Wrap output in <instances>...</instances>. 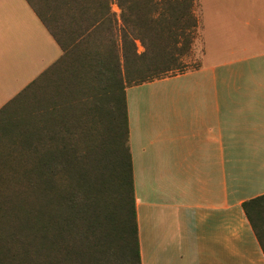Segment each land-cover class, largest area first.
<instances>
[{"label":"crops","instance_id":"0c3cea01","mask_svg":"<svg viewBox=\"0 0 264 264\" xmlns=\"http://www.w3.org/2000/svg\"><path fill=\"white\" fill-rule=\"evenodd\" d=\"M227 1L194 0L214 7L195 15V68L125 88L140 264H264L243 207L264 195V15ZM25 5L60 50L35 78L62 55L59 39L129 31L117 0H3L0 13Z\"/></svg>","mask_w":264,"mask_h":264},{"label":"trees","instance_id":"16d2710c","mask_svg":"<svg viewBox=\"0 0 264 264\" xmlns=\"http://www.w3.org/2000/svg\"><path fill=\"white\" fill-rule=\"evenodd\" d=\"M167 1L170 5L163 9L162 0H157L161 11L145 13L137 25L139 19L124 16L122 0H117L123 25H134L136 36L123 30L120 42L112 37L59 39V59L0 109V264H140L125 88L171 72V61L176 60L172 48L190 37L184 30L198 24L191 11L194 0ZM176 6H182L193 23L166 36L163 29L169 28L170 17L164 12ZM144 28L150 29L149 35L139 33ZM83 70L106 81L109 90L105 95L110 129L104 152L98 154L97 146L89 166V152L79 151L63 134L69 131L70 115L68 111L65 118L63 112L70 106L61 104L76 71ZM132 70L136 77L122 84ZM35 103L41 107V125L27 132L25 107ZM54 122L64 126L63 131L52 129ZM33 152L36 160L27 163ZM243 207L264 251V195Z\"/></svg>","mask_w":264,"mask_h":264},{"label":"rangeland","instance_id":"374dc122","mask_svg":"<svg viewBox=\"0 0 264 264\" xmlns=\"http://www.w3.org/2000/svg\"><path fill=\"white\" fill-rule=\"evenodd\" d=\"M150 1V2H149ZM157 0H122V9L124 16L133 19V21L138 18V24H141L140 20L145 16V13L151 12L154 9L155 14L159 13L161 9L155 5ZM248 5L241 6H231L226 4L225 7L227 11H240L243 14H248L251 19H255L259 16L264 15V7L253 5L256 0H245ZM129 2V3H128ZM227 3H229L226 0ZM3 4V0H0ZM22 3V2H21ZM164 9L170 3L167 0H162ZM146 4V6H144ZM161 5V2H157ZM168 5V6H169ZM206 5H201L200 7L192 6V15H201V10H204V14H207L209 9L214 8ZM26 15L24 19L21 11ZM148 10V11H147ZM156 10V11H155ZM195 11V13H194ZM199 11V13H198ZM229 13V12H227ZM165 18L170 17L169 28L163 29L166 36L170 34L180 33L184 30V26H192L193 21L187 18V14L182 11V6L179 7H169L166 9ZM7 17L0 13V106L14 96L18 91H20L28 82L34 79L46 66L51 64L60 54V50L49 36L48 32L40 24L35 16L32 15L29 8L25 5L22 8L20 6H13L10 11H7ZM190 20L191 22H188ZM178 22V23H177ZM177 23V24H175ZM126 29L128 32L135 30V26L129 21L126 22ZM170 25H175V27L170 28ZM160 30V29H159ZM153 28V32L159 31ZM139 33L148 34L150 33L149 28H144L140 30ZM184 33L190 36L188 39H180L181 45L172 48V52L176 55V60L171 61L173 65V70L163 76L175 75L188 70H192L197 66L202 54V43H201V30L200 26L188 28L184 30ZM264 39V38H263ZM189 40V42H188ZM138 51L143 48L138 42ZM261 48V45H257L256 48ZM208 57H218L221 55H209ZM96 64V62H91L90 65ZM90 70H83V72L76 71L75 76L72 80V86L69 89L67 97L64 96V106H70L68 110L64 111L63 114L66 115L69 111V116L66 119L68 122L66 128L69 131H63L64 126H59L57 123H53L51 128L54 130L62 129L64 136L67 140L72 142L79 148L82 153L89 152L88 166L91 164V157L93 161L95 159V153H98L97 146L99 148V153H103V141H106V133L109 128V119L106 115L107 109V95L109 90H106V81L96 79L90 74ZM131 77H136L135 70H132L129 78L124 77L122 84H131L129 79ZM124 87V86H123ZM107 91V95H105ZM26 109V131L32 132L39 130L40 122V111L41 107L38 103H35L33 107L27 105ZM73 110V111H72ZM99 120H97V118ZM37 144L36 146H38ZM89 149H91L89 151ZM94 152V153H93ZM98 156V155H97ZM36 160V152L30 153L27 156V163H32ZM92 161V163H93ZM90 176L94 175L93 169L89 172ZM27 184V183H26ZM23 201L26 200L24 195L21 198ZM32 198L27 199V206ZM74 220H80L75 218Z\"/></svg>","mask_w":264,"mask_h":264}]
</instances>
